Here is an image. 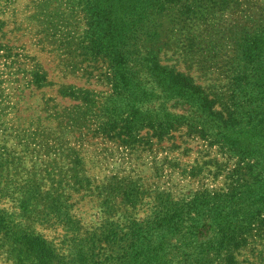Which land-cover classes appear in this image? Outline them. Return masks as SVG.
<instances>
[{
  "label": "rangeland",
  "instance_id": "rangeland-1",
  "mask_svg": "<svg viewBox=\"0 0 264 264\" xmlns=\"http://www.w3.org/2000/svg\"><path fill=\"white\" fill-rule=\"evenodd\" d=\"M164 2L0 0V41L12 47L10 54L0 50V264H38L20 246L25 234L62 239L59 226H48L54 218L47 222L51 213L41 207L38 189L71 194V202L78 198L80 210L70 214L93 223L102 217L98 192L104 194L107 183L130 178L172 194L222 185L223 179L207 175L198 181L177 168L192 161L195 144H203L185 142L184 125L170 139L171 149L170 140L155 143L156 137L130 148L112 137L121 122L110 121L108 110L138 104L133 133L144 135L148 114L137 116L165 98L174 103L179 97L170 96L184 92L170 85L172 71L227 96L228 76L239 62L236 42L264 25V0ZM135 58L147 69L132 79L141 88L118 93L127 87L121 65ZM170 109L191 112L188 105ZM257 247L250 243L241 250L239 264L250 252L257 255Z\"/></svg>",
  "mask_w": 264,
  "mask_h": 264
},
{
  "label": "trees",
  "instance_id": "trees-1",
  "mask_svg": "<svg viewBox=\"0 0 264 264\" xmlns=\"http://www.w3.org/2000/svg\"><path fill=\"white\" fill-rule=\"evenodd\" d=\"M164 1L163 5L181 0ZM236 43L239 62L228 76L227 96L171 70L170 85L184 92L170 97L183 98L174 97V103L165 98L155 110L140 113L137 119L148 114L144 135L133 133L138 104L108 110L110 121L121 122L112 137L130 148L133 142H151L153 137L155 143L173 140L174 132L184 125V141L195 138L203 144H195L199 148L192 161L177 168L198 181L207 175L211 181L223 179L222 185L215 182L187 194H172L150 190V183L130 178L113 186L107 183L105 193L98 192L102 217L93 223L70 214L80 210L78 198L71 202V194L64 197L54 189L46 193L38 189L41 207L51 213L47 222L54 218L48 226H59L64 233L58 242L25 234L20 246L27 257L33 256L38 264H239V252L250 243H260L258 254L250 252L244 263L264 264V25L245 32ZM11 48L0 41V50L10 54ZM135 59L132 65L122 63L127 87L118 93L132 94L135 86L141 88L132 79L146 65ZM178 105H188L191 112L181 115L170 109ZM171 144L170 140V149ZM238 147L253 153L237 156ZM81 194L96 198L93 192ZM140 211L145 214L139 216Z\"/></svg>",
  "mask_w": 264,
  "mask_h": 264
}]
</instances>
